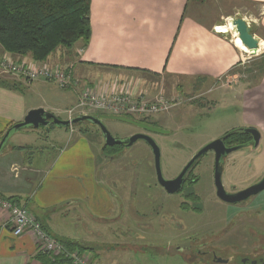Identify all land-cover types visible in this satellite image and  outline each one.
Wrapping results in <instances>:
<instances>
[{
    "label": "crops",
    "instance_id": "0c3cea01",
    "mask_svg": "<svg viewBox=\"0 0 264 264\" xmlns=\"http://www.w3.org/2000/svg\"><path fill=\"white\" fill-rule=\"evenodd\" d=\"M236 17L250 26L258 40L257 54L246 55L250 50L236 41L237 36L229 38L227 20ZM89 24L87 43L77 42L72 50L71 75L79 85L66 92L74 98L70 105L80 88L109 87L114 81L136 82L140 89L156 92L153 77H174L193 89L206 88L214 100L229 92L222 85L225 79L235 80L232 85L241 93L242 124L256 128L264 138V0H90ZM57 56L50 55L45 63L53 64ZM13 58L33 62L29 56ZM16 81L13 88L0 86V139L31 109L59 114V91L51 93L52 83L26 85L33 95L25 97L18 92L24 82ZM70 133L73 136L74 131ZM54 139L40 147L14 144L6 151L5 147L0 156V196L25 207L57 241L84 245L83 253L94 264L92 257L98 255L90 238L60 229L64 213L59 212L67 203L85 200L90 211L101 217L111 205L95 178L90 143L75 138L64 149L59 133ZM7 219L8 213L0 209V264H43L46 255L38 252L35 237L13 236ZM103 258L98 256V264H105Z\"/></svg>",
    "mask_w": 264,
    "mask_h": 264
},
{
    "label": "rangeland",
    "instance_id": "374dc122",
    "mask_svg": "<svg viewBox=\"0 0 264 264\" xmlns=\"http://www.w3.org/2000/svg\"><path fill=\"white\" fill-rule=\"evenodd\" d=\"M227 24L231 26V20H227ZM230 30L228 36L234 40L238 34L231 27ZM73 49H56L52 54H57L58 59L50 64L51 67H63L71 73ZM251 53L247 51L246 55ZM2 54L7 53L0 47ZM152 79L154 91L161 90L166 97L176 98L179 102L168 112L146 119L168 131L167 134L153 133L152 139L156 142H182L156 143L164 179L180 173L209 142L236 129L253 128L242 124L240 88L232 85L235 80L225 79L222 85L228 86L229 92L220 93L218 99L213 100L207 95L206 88L193 89L185 80L168 76ZM0 81L17 84L15 78L1 75ZM29 84L19 86L18 92L25 97L32 96V91L26 87ZM52 84L53 91L50 92L59 91V114L55 116L65 120V111L75 104L70 105L74 98L66 93L71 90ZM2 88L8 86L2 85ZM104 125L116 140L128 138L139 130L115 121H105ZM73 129L72 136L68 128L52 126L47 131L42 127H26L9 139L5 151L14 144L40 147L53 143L54 133H59V144L64 149H68L75 138L90 143L96 159L95 178L101 181L111 205L110 211L98 217L90 211L85 200L67 203L59 212L64 213L59 218L60 229L89 237L94 254L104 257L105 264H222L217 262L221 260L236 264H264V190L247 205L234 207L220 201L213 192L212 151L202 155L191 170V177L195 179L191 191L196 195L190 208L183 210L175 205L179 197L168 195L157 183L154 157L146 143H134L119 154L121 158L118 159L119 156L100 151L104 139L97 126L87 123ZM263 173L264 138H261L256 148L245 147L227 155L221 181L225 189H241L255 183ZM98 256L92 257L94 264H98ZM87 258L93 264L91 258Z\"/></svg>",
    "mask_w": 264,
    "mask_h": 264
},
{
    "label": "built area",
    "instance_id": "2783aa9c",
    "mask_svg": "<svg viewBox=\"0 0 264 264\" xmlns=\"http://www.w3.org/2000/svg\"><path fill=\"white\" fill-rule=\"evenodd\" d=\"M0 75L27 84L37 81L52 82L61 89H72L79 85L63 67H51L45 62L15 60L8 54L0 55ZM178 104V99L166 97L160 92L153 93L148 87L140 89L136 82L114 81L109 87L88 85L80 89L75 104L65 111V120L85 115L89 111L135 120L148 119L164 114ZM69 130L72 132L73 127L70 126ZM0 209L8 213L7 225L11 227L12 235L19 237L24 233H31L36 239L40 254L49 257L62 255L70 264H90L86 255L76 250H67L61 242L49 236L25 207L17 206L0 196Z\"/></svg>",
    "mask_w": 264,
    "mask_h": 264
},
{
    "label": "trees",
    "instance_id": "16d2710c",
    "mask_svg": "<svg viewBox=\"0 0 264 264\" xmlns=\"http://www.w3.org/2000/svg\"><path fill=\"white\" fill-rule=\"evenodd\" d=\"M89 7L90 0H0V47L9 55L45 62L59 47L71 49L77 42L85 45L90 35ZM2 85L15 86L0 81ZM61 243L71 251L87 249L79 243ZM41 259L43 264H70L62 255Z\"/></svg>",
    "mask_w": 264,
    "mask_h": 264
},
{
    "label": "water",
    "instance_id": "95a60500",
    "mask_svg": "<svg viewBox=\"0 0 264 264\" xmlns=\"http://www.w3.org/2000/svg\"><path fill=\"white\" fill-rule=\"evenodd\" d=\"M231 24L233 25L236 33L238 34V38L241 43L247 47L252 53L251 55L257 54V50L259 47L258 40L253 36L252 30L250 26L240 17H236L231 19ZM105 121H115L120 123H125L132 125L136 128L157 134H167L168 131L160 129L158 127H149L148 125L141 123L135 119L125 117V116H114V115H103V114H85L79 115L71 120H62L57 118L52 113L45 111L42 108L31 109L29 110L22 121L11 125L3 134L0 139V156L2 155L3 150L8 144L9 139L22 130L23 128H34L38 129L40 127L45 130H49L50 127L56 126L60 128H70V126H80L82 124L91 123L97 126L102 133L104 139V145L108 147H112L115 145H124L125 148L131 147L134 142L138 140H144L149 145L152 150V154L154 157V167L156 173V179L158 184L169 194H173L177 192L183 183L185 174L187 171L196 163V161L208 151H212L214 153V186L216 190L217 198L228 204L235 205L241 203L243 201H247L250 197L258 195L260 192L264 190V176L263 178L256 184L239 191L235 194H227L224 190L221 177H222V159L228 154L236 151L239 147H225L224 143H222L221 138H218L204 147H202L185 165L180 174L172 180L164 179L161 173L160 168V150L156 143H153V140L150 136L145 134H134L128 138L123 140L114 139L109 131L106 129L104 122ZM243 132L249 134L253 140V147H257L260 141V133L253 128H244ZM231 260H221L217 261L218 263L227 264Z\"/></svg>",
    "mask_w": 264,
    "mask_h": 264
},
{
    "label": "flooded vegetation",
    "instance_id": "af4514ba",
    "mask_svg": "<svg viewBox=\"0 0 264 264\" xmlns=\"http://www.w3.org/2000/svg\"><path fill=\"white\" fill-rule=\"evenodd\" d=\"M141 123H144L146 125H148L149 127H158L160 129H162L160 126L156 125V124H152V123H149L146 119H140V120H137ZM139 129V128H138ZM243 129L244 128H241V129H236V130H239V131H236L235 133L231 134L230 136L226 137L225 138V134L220 137L221 138V141L222 143H224V146L229 148V147H239V149H243V148H254L253 147V140H252V137L249 135V134H246L243 132ZM145 134V135H148L152 138V135L153 133L151 132H148V131H145V130H142V129H139L135 134ZM228 134V133H226ZM134 135V134H132ZM131 136V135H130ZM129 136V137H130ZM261 139V138H260ZM153 140V139H152ZM139 142L141 143H146V145L149 147V145L147 143L149 142H146L144 140H138ZM138 141L134 142V143H137ZM212 142V141H211ZM153 143H182L181 141H176V142H170V141H161V142H156L155 140H153ZM185 143V142H184ZM210 143V142H209ZM256 148V147H255ZM125 146L124 145H115V146H112V147H108V146H105L104 145V140L102 142V146H101V149L100 151L102 153H110V155H113L114 157H117L118 159H120V155L122 154V152L125 150ZM149 149L151 150V148L149 147ZM238 149V150H239ZM152 152V150H151ZM120 154V155H119ZM227 156H225L222 161H224V159L226 158ZM110 159V157H108ZM191 160V159H190ZM198 161V160H197ZM196 161V163H197ZM196 163L187 171V173L185 174V177H184V180H183V183L181 185V188L173 193V194H169L167 193L160 185V187L168 194V195H174V197H179V199L177 200L176 204L180 209H183V210H188L190 208V204H191V200L192 198L195 197L196 194H194V192L191 191V186L192 184H194L195 182V179L191 177V170L192 168L196 165ZM222 166H223V162H222ZM185 167V166H184ZM183 167V168H184ZM155 168V167H154ZM182 171V170H181ZM180 171V172H181ZM223 172V171H222ZM156 174V173H155ZM180 173H178L177 175H175L174 177L172 178H168L167 180H172V179H175ZM264 176V173L262 174V176L253 184L249 185V186H246L244 188H241V189H238L236 187H232V188H229V189H225L224 190L226 191L227 194H235V193H238L239 191H242L256 183H258ZM212 178H213V186H214V164H213V168H212ZM158 183V182H157ZM213 192H214V195L216 196V190H215V186L213 188ZM261 193V192H260ZM259 193V194H260ZM217 197V196H216ZM254 196L250 197L247 201H243L241 203H238V204H235V205H232L234 207L236 206H241L242 204H246L253 198ZM228 205V204H227Z\"/></svg>",
    "mask_w": 264,
    "mask_h": 264
},
{
    "label": "bare ground",
    "instance_id": "6f19581e",
    "mask_svg": "<svg viewBox=\"0 0 264 264\" xmlns=\"http://www.w3.org/2000/svg\"><path fill=\"white\" fill-rule=\"evenodd\" d=\"M231 28L235 31L233 25H231ZM235 33H236V32H235ZM236 41L239 42L243 47H245V46L241 43L240 39L238 38V35H237ZM245 48L248 49L247 47H245ZM248 50H249V49H248Z\"/></svg>",
    "mask_w": 264,
    "mask_h": 264
}]
</instances>
